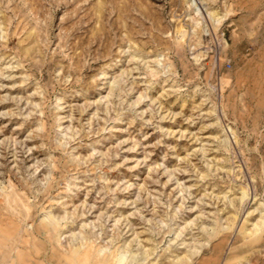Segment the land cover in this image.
Instances as JSON below:
<instances>
[{"label": "rangeland", "instance_id": "374dc122", "mask_svg": "<svg viewBox=\"0 0 264 264\" xmlns=\"http://www.w3.org/2000/svg\"><path fill=\"white\" fill-rule=\"evenodd\" d=\"M0 263L264 264V0H0Z\"/></svg>", "mask_w": 264, "mask_h": 264}, {"label": "bare ground", "instance_id": "6f19581e", "mask_svg": "<svg viewBox=\"0 0 264 264\" xmlns=\"http://www.w3.org/2000/svg\"><path fill=\"white\" fill-rule=\"evenodd\" d=\"M208 16L210 17V19H213V15H212V14L209 13ZM44 227H45V228H44L45 231H48V225H45ZM99 253H100V252H99ZM101 253H102V252H101ZM97 255H99V254H97ZM101 255H102V254H101ZM122 257H123V256L121 255L120 258L122 259ZM119 260H120V259H119ZM121 262H122V261H121ZM0 264H1V263H0Z\"/></svg>", "mask_w": 264, "mask_h": 264}]
</instances>
